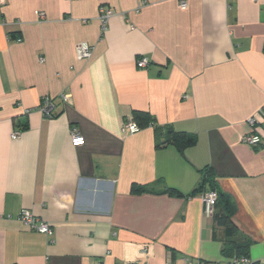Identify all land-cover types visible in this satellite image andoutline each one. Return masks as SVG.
<instances>
[{
    "label": "crops",
    "instance_id": "1",
    "mask_svg": "<svg viewBox=\"0 0 264 264\" xmlns=\"http://www.w3.org/2000/svg\"><path fill=\"white\" fill-rule=\"evenodd\" d=\"M185 1L0 0V264H224L228 239L264 264V0ZM250 116L257 147L240 141ZM167 128L191 142L157 145ZM204 169L230 238L193 193ZM23 208L52 234L24 225Z\"/></svg>",
    "mask_w": 264,
    "mask_h": 264
},
{
    "label": "built area",
    "instance_id": "2",
    "mask_svg": "<svg viewBox=\"0 0 264 264\" xmlns=\"http://www.w3.org/2000/svg\"><path fill=\"white\" fill-rule=\"evenodd\" d=\"M180 7L184 8L186 5L185 0H179ZM40 17H44L43 13H41ZM113 14V10L110 7H105L103 5L98 8V20L100 22L101 31L104 32L106 30L107 22L110 16ZM75 54L76 58L79 60H87L91 57L92 54V46L85 42L81 41L75 45ZM148 64V58L145 56H140L136 59V65L139 68H143ZM58 98L61 102H67L68 97L61 93ZM54 98L45 95L42 97L40 104L38 105V110L44 117H50L53 114L55 108ZM26 111H29L27 109ZM259 115L264 121V107L259 110ZM246 122L249 126V130L247 133L241 136L240 141L252 147L260 146L262 143L261 137L254 131V127L257 125V120L254 116H250L246 119ZM139 126L133 119H127L122 125V131L128 133H134L139 130ZM20 130H14L11 133V138L15 139L19 136ZM84 137L82 135H78L77 133L72 132L70 137V142L72 146H80L84 144ZM201 201L203 203L204 213L206 215H212L214 212L215 203L217 201V192L214 189H207L199 193ZM18 219L26 225L28 228L44 233L46 235L52 234V227L50 224L44 220L39 219L34 215V213L26 208L20 210L18 214ZM173 264V263H171ZM183 264H194L190 259H183ZM196 264H222L218 262H203L198 261ZM224 264H260L259 262L252 260L248 255H233L229 258V260Z\"/></svg>",
    "mask_w": 264,
    "mask_h": 264
},
{
    "label": "trees",
    "instance_id": "3",
    "mask_svg": "<svg viewBox=\"0 0 264 264\" xmlns=\"http://www.w3.org/2000/svg\"><path fill=\"white\" fill-rule=\"evenodd\" d=\"M133 118L139 125H144L149 122L148 114L143 111H133ZM162 142H170L174 144L178 149H182L184 146H186L188 143L191 142V137L187 135L185 132L175 131L172 128H167L165 130L163 140L159 142L157 145L162 144ZM204 171L205 172H204L203 178L200 184L193 191V193H200L204 190H207L204 188L207 181L211 184V180H209L208 175H207V170L204 169ZM210 189H214V188H210ZM142 190L143 189L140 187H133L132 189V191L135 193L140 192ZM168 191L173 192L177 195H181L180 192L172 188H169ZM218 198H219V195L217 194V200ZM213 216L216 220V223L224 227V231H225L227 238H230L234 234L237 233V229L235 225L232 223V221L230 220L229 214L227 212L214 211ZM248 244H249L248 240L228 239L226 240L225 246L223 248V252L230 253L231 254L230 257H232L233 255H247Z\"/></svg>",
    "mask_w": 264,
    "mask_h": 264
}]
</instances>
